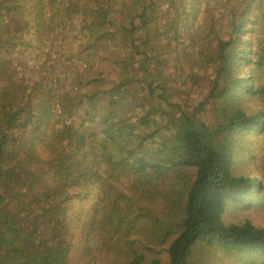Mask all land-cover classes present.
I'll return each instance as SVG.
<instances>
[{
  "label": "trees",
  "instance_id": "16d2710c",
  "mask_svg": "<svg viewBox=\"0 0 264 264\" xmlns=\"http://www.w3.org/2000/svg\"><path fill=\"white\" fill-rule=\"evenodd\" d=\"M31 1L34 10L28 14L22 0H0V65L9 70L10 77L12 66H16L11 62L21 68L12 86L3 85L4 76L0 74V166L12 164L27 184L24 192L10 193L0 173V243L9 242L0 254V264H59L65 239L58 229L62 219L58 216L56 193L85 182L100 188L93 215L108 252L116 248L125 250L120 264H162L163 253L165 264H264V226L251 219H225L227 207L264 206V177L245 173L238 164L239 154L248 149L250 136H264V0H166L163 3L168 1L170 12L162 38L155 34L152 37L148 29L155 19L154 12L159 11L155 0H119L118 9L115 0ZM199 1L208 26L193 38L185 20L190 15L188 7H195ZM147 9L151 10V17ZM113 11L117 15H111ZM214 14H219L220 19ZM115 30L121 34L114 37ZM93 41L104 48L112 42L122 46L123 56L118 61L124 67L109 85L94 78L91 84L95 88L78 98V102L84 103L85 113L78 104L66 102L68 93L67 97L62 96V110L55 113L50 97L38 94L47 78L44 63L51 59V52L42 53L43 49L57 43L62 49L55 54L56 59H51V66L54 69L64 62L71 69L88 52L85 49L94 47ZM76 44L83 46V55L72 49ZM141 45L149 50H142ZM21 46L35 49L31 65ZM130 48L133 52L126 57ZM161 50L171 56V66L179 73L182 57L188 58L191 53L208 62L212 75L199 99L187 94L169 100L160 82L139 74L147 62L161 61ZM36 60L43 61L41 68H35ZM130 64L131 76L127 75ZM22 66L29 69L33 79L30 84H20ZM60 76L57 86L49 87V93L59 90L60 82L68 83L70 78ZM195 78L188 75L191 84ZM134 82L139 84V90H132ZM156 89L160 93L154 97ZM137 93L147 100L155 99L157 106H164L169 113L168 128L175 130L172 139L161 144L150 159L145 152L136 153L135 149L110 153L108 146H103L118 122L111 118L120 107L121 97L135 94L137 104L145 108L144 98L141 100ZM96 111L101 114L102 125L97 131L86 132L83 119L95 118ZM147 111L144 109V113ZM74 116L79 117V122ZM130 123L124 122L120 130ZM45 127L49 136L44 133ZM99 137L102 162L96 160L93 164L88 156ZM39 140L42 144H54L53 150L45 156L37 153ZM143 142L144 137L137 147L144 149ZM42 169L53 171L57 181L54 190L47 186L42 188L43 192L35 190L41 176L30 173L35 175ZM185 169L193 171V178L184 198L172 200L175 184L165 180L167 173ZM116 170L124 174L135 172L126 191L115 180ZM28 195L33 198L32 205L40 209L34 216L26 213L21 202ZM7 199L15 201L20 212L24 211L20 216L22 222L32 224L30 235L36 241L32 249L16 245L22 232L17 225H11L9 211L1 205ZM38 224L50 230L48 238H44Z\"/></svg>",
  "mask_w": 264,
  "mask_h": 264
},
{
  "label": "rangeland",
  "instance_id": "374dc122",
  "mask_svg": "<svg viewBox=\"0 0 264 264\" xmlns=\"http://www.w3.org/2000/svg\"><path fill=\"white\" fill-rule=\"evenodd\" d=\"M155 1L156 4H159V11L154 12L155 16L153 17L155 19H153L148 24V29L152 37H154L155 34L157 37L162 38V32L167 28L166 23L169 17L168 12H170V8L168 6L169 0L167 1V4L166 2L163 3L166 0ZM22 2L25 5L26 12L31 14V12L34 10L33 6L31 5L32 1L22 0ZM130 2L133 1L131 0ZM114 5L115 9H118L121 7V2L119 0H115ZM188 6H190V3H188ZM188 8L190 15L185 21L187 22L191 32L189 36L195 38V34L206 31L205 28L208 26V19L205 16V12L200 11V1L195 7ZM150 9H147L146 12L151 17L150 13L152 9ZM111 15L117 14L113 11ZM214 15L217 20L220 19L219 14ZM134 19L136 23L139 21L137 17ZM117 23L120 24L118 21ZM124 23L126 22L123 21V24ZM216 24H218V21H216ZM219 26L220 23L218 24V27ZM112 34L114 37H116V35L121 34V32H117L115 30L112 32ZM35 43H37V41H35ZM112 43L111 45H107L104 48L99 46L100 43H98V41H93L94 47L85 49V52L86 50L88 51L85 53V55H83L84 52L80 50L83 48V46L80 48L77 44L73 46L72 49H74L77 53L82 54L83 57H81L82 59H79V61H76L78 58L75 60L77 65L75 68H71L72 70L69 69V67L67 68L66 63L64 62L62 64L58 63L54 68L55 70L51 66V59H56L58 56L55 54H58V52L62 49L61 47L59 50L57 43L53 44L54 46H48L43 49L42 53L51 52V56L49 55V59H51L44 63L43 67L46 72L44 73L46 74L47 78L46 80L44 79L42 90L38 91V94H40L43 98L50 97L49 99L51 108L55 113L58 114V112L62 110V103L64 102L62 96L65 95V97H67V93L69 94V100L67 99L66 102L68 103L69 101L78 104V108L82 109L81 112L85 113L87 110L84 109L83 111L84 103L78 102V98L82 94L88 93L95 88L94 83L91 84L94 78H100V83L106 85L111 84L109 81L114 82V80H116V76L120 72L121 66L124 67V65H122V63L120 64L118 61L121 59V56H123V48L117 43L113 45ZM166 43L167 45L169 44L168 41H166ZM140 47L142 50H149L148 47L144 45H141ZM204 48L208 49V46H205ZM20 49L23 50L24 54H26L27 63L29 62L30 65L34 63L35 49L33 50L31 47L26 48L24 46H21ZM132 52L133 49H128L125 52V56L128 57V55H130L129 53ZM42 53L41 55H43ZM158 53L162 57L161 61L153 63L147 62L145 64V70L141 68L139 74L143 78L155 79L157 83L160 82L164 86L169 100H172V98L177 99L178 97H182L187 94L190 95V98L192 99H199V96L205 92L209 84V79L212 75L210 72V67L208 66V62L202 60L200 55L194 57V55L191 53V55H188V58L182 57V64L180 65L182 71L179 73L177 68H173L171 66V56L167 55L166 53H162V50ZM41 55H39L40 57L38 56V58L42 59ZM11 63L12 65L16 64L15 67L12 66L11 77L8 75L9 70L7 71L5 67L2 68V65H0V74L1 76H4L3 85L6 84L7 87L8 85H13V78H16V75L19 74L18 72L21 70L20 67L17 68L16 62ZM41 63H43L42 60L37 61L35 68H41ZM130 66H127V75L129 76H131L133 72V64H130ZM22 68V82H20V84H30L33 79L32 77H29V69H25L23 66ZM4 74L7 75L5 76ZM62 74L70 78L68 83L65 85L64 82H62L63 84L60 82L58 85L59 90L53 89L49 93V87L57 86V83L59 82H57V80H59L61 77L60 75ZM192 74L195 75L196 78L191 84L192 81L188 79V75L190 76ZM25 76L28 78H25ZM121 76L124 77L123 74H121ZM138 85L139 84L137 82L131 84L132 90H139L140 87L138 88ZM16 91L17 90H15V92ZM43 92H46V94L43 95ZM159 93L160 89H156L155 94L153 93V96L156 97V95ZM135 96L137 95L130 94L128 95V98H120V107L117 106V109H115V116L111 118L112 120L118 122L114 125L110 134L111 136L108 137V142H105L103 146L107 145V148L110 149V153L113 150L115 151L119 149H122V152L135 149L136 153L145 152V154L148 155L146 157L150 159L155 156L153 155V152L160 148L161 144L172 139L175 134V130L173 128H168L167 120L169 113L166 109H164V106H157L155 99L147 100L146 97H142V95L139 93L138 96H141V100L144 98V108L141 104H137L138 99L133 98ZM87 105L90 104L88 103ZM256 105L260 106V102H256ZM126 107L130 108L124 112ZM90 108L92 109L93 106L91 105ZM143 108L148 110L147 113H144ZM95 115H97L95 118L85 116V119H83V130L86 132H89L90 129H95L97 131L102 125L99 120L101 114L96 111ZM74 117L75 121L79 122V117ZM65 121L68 123L69 120ZM124 122L131 123L123 130H120V126H122ZM151 131L154 132L152 133ZM44 133L47 134L46 136L50 135L46 132V127L44 128ZM99 136H101V133ZM142 137H144V149L137 147ZM48 139L50 140L49 137ZM97 140L98 142L93 145L91 153L88 156V159L91 160L93 164L96 160H100L99 155L102 148V145H100V137ZM53 148L54 144H42L41 140L36 142L37 153H41L42 156H45L46 153L51 152ZM26 151L28 157V155H30V150L27 149ZM33 162L35 161L33 160ZM103 164H106V162H103ZM238 164H240L241 170L245 173L264 177V136H250V144L248 145V149H245L241 155L239 154ZM0 173H3L1 178L3 179L4 184L9 188L10 193L16 191L24 192L26 190L27 184L23 181L22 177L19 176L16 167H13L12 164L6 162V165H1ZM39 175L41 177H39L38 181L35 183V186L37 187H34L35 190L38 192H43L42 188L44 186L54 190L57 181L56 177L53 176V171H44L42 169L38 170V173L35 175L34 173L33 175L30 173V176L37 177ZM113 175L116 178L115 180L120 182V186L123 187L122 190L126 191V188L129 189L132 185L135 172L124 174V172L118 173V170H116ZM192 178L193 171L191 169H185L177 173L173 170L168 171L167 178H165V180L167 182L174 183L176 191L175 193L171 194L172 200L173 198L175 200H181L184 198L185 190L187 189L188 183L190 184ZM99 189L100 188L98 184L85 182V184L81 186L69 187L66 190H59L56 193V201L59 203L58 216H60L62 219L61 225H59L58 229L62 232V236L65 239V242L63 243L65 248L62 251L63 255L62 258L59 259V264H120L124 260L125 250L121 251L120 249L116 248L114 251L109 250L110 252H108V250L102 244V238L96 225V218L95 215H93L94 210L98 206L99 196L101 194ZM5 196H7V194H5ZM65 196L66 199H64ZM32 200L33 198L28 195L27 197L23 198L21 202L26 207V213L34 216L40 209L32 205ZM49 201L52 202V198H50ZM42 204L45 206L44 203ZM1 205L9 211L11 225H17L22 232V238L16 241V245L26 250L32 249L34 242L36 241L33 240L30 235L32 224L24 223L21 220L20 216L24 214V211L21 210L20 212L19 207L15 204V201H11L9 199L5 200L3 203H1ZM225 219L236 222L244 221V219H251L254 223L264 226V206L261 208L254 207L248 209L245 207H237L236 205L230 206L225 210ZM2 227L3 218H0V229ZM37 228L42 230V235L43 233L46 235L44 238L49 237L50 230L48 228L46 229V226L43 228V225L38 224ZM50 240H53V237ZM133 244L136 245L137 243ZM8 246L9 242H5L3 244L0 243V254L4 253ZM11 258L13 259V255ZM165 262L166 257L165 253H163L162 264H165ZM222 264H226V262L222 261Z\"/></svg>",
  "mask_w": 264,
  "mask_h": 264
}]
</instances>
